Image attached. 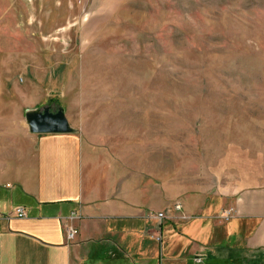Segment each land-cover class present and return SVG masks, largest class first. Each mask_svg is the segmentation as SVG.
Wrapping results in <instances>:
<instances>
[{
    "label": "rangeland",
    "instance_id": "obj_1",
    "mask_svg": "<svg viewBox=\"0 0 264 264\" xmlns=\"http://www.w3.org/2000/svg\"><path fill=\"white\" fill-rule=\"evenodd\" d=\"M45 107L172 191L264 181V0H0V132Z\"/></svg>",
    "mask_w": 264,
    "mask_h": 264
},
{
    "label": "crops",
    "instance_id": "obj_2",
    "mask_svg": "<svg viewBox=\"0 0 264 264\" xmlns=\"http://www.w3.org/2000/svg\"><path fill=\"white\" fill-rule=\"evenodd\" d=\"M6 118L0 264H264V181L178 193L121 150L72 129L34 132L19 110Z\"/></svg>",
    "mask_w": 264,
    "mask_h": 264
},
{
    "label": "water",
    "instance_id": "obj_3",
    "mask_svg": "<svg viewBox=\"0 0 264 264\" xmlns=\"http://www.w3.org/2000/svg\"><path fill=\"white\" fill-rule=\"evenodd\" d=\"M25 116L30 129L34 132H65L71 129L67 118L58 109L45 107Z\"/></svg>",
    "mask_w": 264,
    "mask_h": 264
},
{
    "label": "built area",
    "instance_id": "obj_4",
    "mask_svg": "<svg viewBox=\"0 0 264 264\" xmlns=\"http://www.w3.org/2000/svg\"><path fill=\"white\" fill-rule=\"evenodd\" d=\"M178 206V205H177ZM230 210L231 208L227 209L224 211V215L225 216H228V214L230 213ZM14 213L15 215H18V216H24L26 214L25 212V209L24 207H16L15 210H14ZM77 214L75 212H72L70 215H69V219H72L73 217H76ZM158 216H163V213L162 212H159L158 213ZM77 227L75 225H73L71 222H68L66 223L65 225V232H66V238L67 240H73L76 233H77ZM195 262H199L201 260V256L200 255H197L195 256Z\"/></svg>",
    "mask_w": 264,
    "mask_h": 264
}]
</instances>
